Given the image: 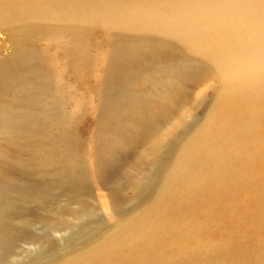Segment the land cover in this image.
<instances>
[{
  "label": "rangeland",
  "instance_id": "obj_1",
  "mask_svg": "<svg viewBox=\"0 0 264 264\" xmlns=\"http://www.w3.org/2000/svg\"><path fill=\"white\" fill-rule=\"evenodd\" d=\"M89 1L0 0V264H264V72L234 93L220 73L264 57V0ZM236 1L259 21L242 37ZM133 7H191L197 23L103 19ZM119 36L175 52L140 46L135 61Z\"/></svg>",
  "mask_w": 264,
  "mask_h": 264
},
{
  "label": "bare ground",
  "instance_id": "obj_2",
  "mask_svg": "<svg viewBox=\"0 0 264 264\" xmlns=\"http://www.w3.org/2000/svg\"><path fill=\"white\" fill-rule=\"evenodd\" d=\"M254 1H256L257 3L263 2V0H254ZM92 3H97L98 5H104L108 9L117 8V7H120L123 5L122 0H96L95 2H93L91 0V1H89V4H91V7H92ZM239 8H240V3L238 1H236L232 4V6H228L227 13H228L229 18H231V19L238 18L239 19V26L241 27V29H238L236 31H237L238 35L240 37H242L244 32L252 31L255 26H258L259 21L257 18L251 17V16H253V14L251 15L250 11L245 10V12L240 13ZM259 8H260V10H264V4H260ZM214 9H215V5L208 6V11H213ZM159 10L160 9L155 8V9H152L150 11H143L141 8L136 9L135 7H133L131 12H129V14H128V16L131 15L130 17H126L125 15H122L121 13H119V14L113 13L109 16L104 17L103 19L106 22H108L114 26L129 25L132 27H162L163 29H166L167 31H171V32H173V28H174V31L179 35H182L183 31L186 28H188L191 24L197 23V19L195 18L196 15L194 14V10L191 7H183L178 12L172 13V14H169V13L160 14ZM75 16H77V15L76 14L70 15L71 18H76ZM115 18H117V22L114 21ZM164 20H166V21H164ZM59 29L60 30H55L51 33V36L53 38H58L63 33H65V35L68 33V30H66V32H64V30L62 28H59ZM90 34L92 35L91 30H89L87 28H79L77 30V32H75L74 36H72V37L69 36V37H67V39L69 41H78V42H76L75 46L80 48L81 53H82L87 47V45H86V43H88L87 38H89ZM261 35L264 37V34H261ZM198 41L199 40H196L194 42H198ZM263 42H264V38H263ZM114 43L120 49L124 48L125 50H131V58L133 60L139 59L141 57V50L139 49L140 46H144L145 48H149V49H155L156 47L161 46L163 48V51L175 52L174 46H172L170 44H163L161 42L143 41V40H140V39H137L134 37H129V36L116 37L114 40ZM226 45L228 47L232 46L230 44H226ZM207 46L212 48L214 45H213V43L210 42L207 44ZM113 55H114V58L115 57L119 58L120 53L114 52ZM135 61H137V60H135ZM263 72H264V57H252L251 55H248V57H246V59L244 61L231 62V63L223 66L221 68V71H220L222 84L224 87H227L226 91H228V93H230L232 91H233V93L236 91L238 92L239 90H243L244 87H246V86H248V88H250V87L254 88L255 80L257 78L260 79V74ZM132 76L134 77L135 75L133 74ZM10 83H12V78H11L9 72L3 68H0V92L4 91L6 86L9 85ZM234 88H236L237 90H231ZM186 113L189 115L191 112L188 111ZM208 121H209V117H208ZM204 128L205 127H203V129ZM203 129L200 131V133H197V134L195 133L196 137H197V135H198V137L201 135V133L203 132ZM194 135H193V137H194ZM224 136H225V134H224ZM196 137H195V139H197ZM192 141H194V140H191L190 143H192ZM207 143H208V140H207L206 144ZM159 145L160 144H157L151 151L152 158L149 162L150 167H152L156 164V157L159 156V154L161 152L160 147H162V146L160 145V147H159ZM183 160H184V158H182V161ZM163 168H164V165L162 166V169ZM212 169H213V167H212ZM206 171H208V169ZM211 173H213V172H211ZM185 184L183 187H185ZM4 215H5L4 211L0 210V220H2ZM0 228H1V225H0ZM0 244H1V239H0ZM26 264H41V262H37V260H33V261H28Z\"/></svg>",
  "mask_w": 264,
  "mask_h": 264
}]
</instances>
